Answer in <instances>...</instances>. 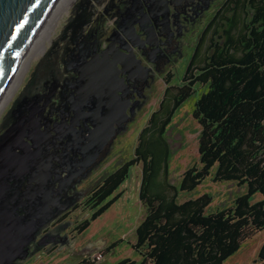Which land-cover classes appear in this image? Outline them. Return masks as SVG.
<instances>
[{"label":"trees","instance_id":"16d2710c","mask_svg":"<svg viewBox=\"0 0 264 264\" xmlns=\"http://www.w3.org/2000/svg\"><path fill=\"white\" fill-rule=\"evenodd\" d=\"M220 21L203 65L189 68L181 85L167 86L134 156L106 175L85 201L93 212L78 225L79 233L122 197L118 190L132 166L143 164L145 214L133 244L142 260L127 257L115 264H226L244 241L264 230V0H228ZM200 86L205 90L193 112L201 127L200 165L185 170L178 187L169 177L166 134L176 109ZM209 176L247 185L248 191L211 213L206 212L211 193L179 200V190L193 191ZM256 193L263 199L252 202ZM258 263L264 264V243L250 264Z\"/></svg>","mask_w":264,"mask_h":264},{"label":"flooded vegetation","instance_id":"af4514ba","mask_svg":"<svg viewBox=\"0 0 264 264\" xmlns=\"http://www.w3.org/2000/svg\"><path fill=\"white\" fill-rule=\"evenodd\" d=\"M227 1L68 0L60 28L48 39L43 57L3 116L0 137L20 119L34 115L35 130L31 128L28 134L37 130L40 138L25 135L23 140L39 156L43 149L50 154L48 163L42 159L38 166L44 174V166H49L53 196L80 197L83 191L93 190L98 183L90 179L127 125L148 104L158 80L173 76L184 62L185 72L200 67L198 59L208 35L211 33L208 48L215 39ZM94 63L113 73V87L109 82L101 91L95 90L92 77L86 75L88 65ZM33 98L37 103L30 101ZM23 99L29 102L20 115L14 113ZM108 104L114 105V113L108 114ZM101 118H106L107 128L95 136ZM14 151L22 154L24 148L16 145ZM17 175L9 176L8 183L16 185L17 196L25 199L24 193L35 181L30 173ZM67 175L75 186L62 191L60 185ZM80 204L77 200L61 212L31 245L34 252L17 263L27 264L47 245L61 242L63 218ZM18 212L24 215V207Z\"/></svg>","mask_w":264,"mask_h":264},{"label":"rangeland","instance_id":"374dc122","mask_svg":"<svg viewBox=\"0 0 264 264\" xmlns=\"http://www.w3.org/2000/svg\"><path fill=\"white\" fill-rule=\"evenodd\" d=\"M66 11L55 25L52 36L60 28V24ZM211 33L208 35L206 43L201 52L197 64L203 65L206 55L209 54V43ZM49 40L46 41V47ZM43 57L42 53L34 54L26 69L22 80L11 98L6 102L0 111V123L3 116L9 110L16 94L22 89L26 79L30 76L35 65ZM187 62H184L177 69H174L173 76L170 78H160L157 82L156 91L148 104L144 107L141 114L129 123L122 135L114 142L108 156L92 176V183H100V177L108 175L118 168L126 160L135 154V147L142 128L146 125L151 114L160 107L167 86H178L182 84ZM205 90L203 86L196 88L186 101H184L174 112L172 121L167 130V138L170 143L171 153L169 159V177L172 183L180 186L181 177L185 170L194 165H200L199 158V135L201 127L194 118L193 112L196 102ZM143 178V164L139 163L132 166L130 176L122 184L118 191H122V197L116 201L106 212H104L83 232L77 231L78 225L89 218L93 212L85 204L87 197L93 190H85L79 198L81 204L68 212L62 221L64 227L60 231L61 242L49 244L44 252L31 258L27 264H80L83 261L95 259V264H115L124 258H132L140 262V253L133 248L136 242L137 227L145 214V208L140 200V190ZM95 185V184H94ZM93 188V187H92ZM95 188V187H94ZM91 191V192H90ZM248 191V186H239L233 181L215 182L212 176L207 177L193 191L179 190V200L198 197L205 193H211L213 200L207 208V213L215 212L220 208L231 206L235 199ZM263 199L261 193H256L252 202ZM72 207V206H71ZM69 207L68 210L71 208ZM114 242L118 245L111 252L106 253V247ZM264 243V230L259 231L251 238L242 243L238 251L232 254L226 264H250L259 258L261 247ZM48 244V243H47ZM261 264V263H258Z\"/></svg>","mask_w":264,"mask_h":264},{"label":"water","instance_id":"95a60500","mask_svg":"<svg viewBox=\"0 0 264 264\" xmlns=\"http://www.w3.org/2000/svg\"><path fill=\"white\" fill-rule=\"evenodd\" d=\"M58 1L0 0V99ZM99 66L96 63L89 64L90 73L86 68V75L92 77L95 90L101 91L109 82L110 87H113V73L106 66ZM30 101L37 103L35 98ZM28 102V99L21 100L14 113L20 115ZM108 106V114L114 113V105ZM32 117L35 116L20 119L0 137V264H18L21 257L28 258L34 252H31V245L37 241L44 228L80 198L77 194L65 199L53 196L55 191L48 185L50 168L44 166V174L38 166L42 159L48 163L50 154L43 149L39 156L23 140L25 135L36 140L40 138L37 130L28 134L31 128L35 130ZM100 121L96 125L95 136H101L107 128L106 118ZM16 145L24 148L22 154L14 151ZM19 173H30L35 181L24 193L25 199L17 196L16 185L8 183L9 176H19ZM73 182L71 176H65L60 190L75 186ZM20 206L24 207V215L18 212ZM38 241L41 242V239Z\"/></svg>","mask_w":264,"mask_h":264},{"label":"bare ground","instance_id":"6f19581e","mask_svg":"<svg viewBox=\"0 0 264 264\" xmlns=\"http://www.w3.org/2000/svg\"><path fill=\"white\" fill-rule=\"evenodd\" d=\"M67 1L68 0L58 1L52 13L49 15L47 22L40 30L36 39L33 41L32 45L28 49L25 57L21 61L19 67L17 68V71L11 78L6 90L4 91V94L0 99V111L4 108V105L7 104L6 102L11 98V96L14 94L15 90L17 89L26 69L28 68L33 58V55L42 53L44 51L46 41L52 36L55 25L57 24L58 19L61 16L62 11L64 10L65 3Z\"/></svg>","mask_w":264,"mask_h":264},{"label":"built area","instance_id":"2783aa9c","mask_svg":"<svg viewBox=\"0 0 264 264\" xmlns=\"http://www.w3.org/2000/svg\"><path fill=\"white\" fill-rule=\"evenodd\" d=\"M94 261H95V259H94Z\"/></svg>","mask_w":264,"mask_h":264}]
</instances>
